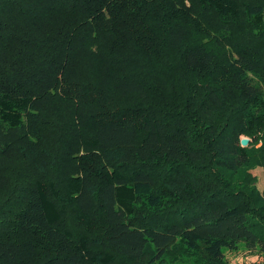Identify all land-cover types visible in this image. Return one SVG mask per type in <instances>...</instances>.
<instances>
[{
  "label": "trees",
  "instance_id": "trees-1",
  "mask_svg": "<svg viewBox=\"0 0 264 264\" xmlns=\"http://www.w3.org/2000/svg\"><path fill=\"white\" fill-rule=\"evenodd\" d=\"M258 166L264 0H0V264H264Z\"/></svg>",
  "mask_w": 264,
  "mask_h": 264
},
{
  "label": "rangeland",
  "instance_id": "rangeland-1",
  "mask_svg": "<svg viewBox=\"0 0 264 264\" xmlns=\"http://www.w3.org/2000/svg\"><path fill=\"white\" fill-rule=\"evenodd\" d=\"M248 137V136H244ZM250 142V141H249ZM250 175L254 183L260 190L264 189V168L258 166L250 171ZM229 264H254L256 261H262L263 255L257 252H251L246 249H241L237 252L227 251L226 253Z\"/></svg>",
  "mask_w": 264,
  "mask_h": 264
},
{
  "label": "water",
  "instance_id": "water-1",
  "mask_svg": "<svg viewBox=\"0 0 264 264\" xmlns=\"http://www.w3.org/2000/svg\"><path fill=\"white\" fill-rule=\"evenodd\" d=\"M249 141H250V138H249V137H243V138L241 139V143H242L243 145H247V144L249 143Z\"/></svg>",
  "mask_w": 264,
  "mask_h": 264
}]
</instances>
